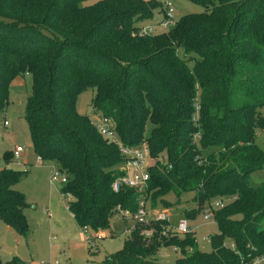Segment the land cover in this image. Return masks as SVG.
Here are the masks:
<instances>
[{
    "label": "trees",
    "instance_id": "1",
    "mask_svg": "<svg viewBox=\"0 0 264 264\" xmlns=\"http://www.w3.org/2000/svg\"><path fill=\"white\" fill-rule=\"evenodd\" d=\"M186 1L203 12L139 38L134 31L152 18L151 0H0V119L10 83L28 76L23 119L31 148L65 179L59 193L69 197L66 211L78 228L104 233L120 211L134 212L140 199L151 209L157 201L167 206V194L192 195L196 207L186 220L210 201H226L214 211L209 252L191 235L176 237L152 222L149 238L126 227L122 248L101 264H162L154 256L172 247L181 253L173 264H241L264 252V182L247 181L264 169L254 143L255 129L264 127V0ZM86 90L94 93L92 116L110 122L121 146L147 148L152 165L143 191L111 190L123 158L77 114L76 97ZM4 163L0 222L25 238L26 204L12 189L24 173L7 168V156Z\"/></svg>",
    "mask_w": 264,
    "mask_h": 264
},
{
    "label": "rangeland",
    "instance_id": "2",
    "mask_svg": "<svg viewBox=\"0 0 264 264\" xmlns=\"http://www.w3.org/2000/svg\"><path fill=\"white\" fill-rule=\"evenodd\" d=\"M151 1L155 6L152 18L139 22V27L153 24L162 18L159 5L163 0ZM168 1L173 9L174 22L184 15L203 12L202 7L186 0ZM186 66L191 71L193 62H187ZM29 91L28 76L15 78L8 89V105L3 114V120L0 119V169L6 166L4 158L7 156V168L24 173L12 189L24 197L26 205L23 208V215L28 227V235L25 238H16L15 235L6 232L4 225L0 222L1 262L6 263L15 259L18 264H51L54 261L58 264H101L105 257L122 248L128 236L125 232L126 227H129L130 231L138 228L139 234L145 231L147 233L145 238L150 237L154 227L161 230V226L157 225L134 226L130 221H123L115 216L110 220L109 230L103 233L104 238L101 237L100 240L95 241L96 252L94 253L93 249L89 252L81 229L66 211L69 197L59 193L61 184L57 178L51 182V185L49 183L55 165L48 162H42L39 166L35 165V155L23 119L24 101ZM93 94V91L86 90L80 93L75 101L77 114L85 115L91 121H93L91 108ZM259 113L264 117V109H260ZM2 121L7 123L6 127H2ZM254 143L264 151V127L255 129ZM15 145L23 147V153L20 155L21 165H16L9 157ZM247 181L251 186L264 182V169L248 175ZM191 198V194H183L177 200L172 194H167L162 197V202L167 203V206L157 201L154 210H167L170 215L168 224L175 226L179 219L185 217V212L195 209L196 204ZM149 206L154 207L151 201L146 202L147 209H151ZM47 213H50L51 218H47ZM187 223L194 230L197 249L209 252L208 241L205 239L217 233L215 225L204 222L200 212L195 214L194 219H188ZM174 257L178 256L170 249L162 248L154 259L162 264H173Z\"/></svg>",
    "mask_w": 264,
    "mask_h": 264
},
{
    "label": "built area",
    "instance_id": "3",
    "mask_svg": "<svg viewBox=\"0 0 264 264\" xmlns=\"http://www.w3.org/2000/svg\"><path fill=\"white\" fill-rule=\"evenodd\" d=\"M162 8V18L161 20L150 24L138 27L134 31V35L141 37H150L154 35H158L162 32H166L169 28L174 25L173 20V9L171 3L168 0H163L161 3ZM192 114L190 120L192 124L196 125L198 120V102L197 97L195 96L191 103ZM7 123L5 121L2 122V127H6ZM92 126L100 136V138L108 144H113L117 147L120 156L123 158V162L119 167L121 172L120 176L115 178L111 183V190L113 192H117L122 188L132 189L137 191H143L146 187V183L149 178L148 168L152 165L151 159L148 154V150L145 145H140L137 148H127L120 145L118 140L116 139L112 126L110 122L103 117H93ZM192 142L195 143L199 139V133H195L192 135ZM23 153V147L14 146L11 151V161L16 165H21L20 163V155ZM42 163L41 159L35 157V165L39 166ZM57 178L60 184L65 183V179L56 171L53 170L49 183ZM226 204L225 200H213L209 203H206L202 209L199 211L201 214V219L204 222L214 224V211L223 208ZM119 218L123 221L128 220L135 226L145 227L150 223H157L161 226L164 231L168 234H171L176 237H183L185 235H191L194 239V230L190 228L186 219H179L176 222L175 226H171L168 224L169 213L167 210H154L146 208L145 200H138L137 206L134 212L129 213L126 211H120ZM47 218H51L50 213H47ZM81 232L83 235V240L88 246V250L93 249V252H96V240H100L101 237L104 238L103 233L100 232H92L86 227L81 228ZM144 236L147 235L145 231L142 232ZM209 237V236H208ZM208 237L205 239L209 242ZM51 240V239H50ZM53 240V238H52ZM195 240V239H194ZM196 243V242H195ZM230 249H232V244L228 243ZM175 255L180 256V250L176 247H172L170 249ZM190 252V249H187V253ZM50 264V263H49ZM51 264H58L57 261H54ZM241 264H264V252L258 253L254 255L251 259L247 261H242Z\"/></svg>",
    "mask_w": 264,
    "mask_h": 264
},
{
    "label": "crops",
    "instance_id": "4",
    "mask_svg": "<svg viewBox=\"0 0 264 264\" xmlns=\"http://www.w3.org/2000/svg\"><path fill=\"white\" fill-rule=\"evenodd\" d=\"M26 76V75H25ZM11 84V83H10ZM16 146V145H15ZM14 148V147H13ZM70 218H71V216H70ZM72 219V218H71ZM5 227V230H6V232H9V233H11L12 235H14L6 226H4ZM16 237V236H15ZM17 238V237H16ZM175 258V257H174Z\"/></svg>",
    "mask_w": 264,
    "mask_h": 264
}]
</instances>
